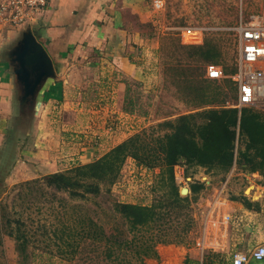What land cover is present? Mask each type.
<instances>
[{
    "label": "rangeland",
    "instance_id": "374dc122",
    "mask_svg": "<svg viewBox=\"0 0 264 264\" xmlns=\"http://www.w3.org/2000/svg\"><path fill=\"white\" fill-rule=\"evenodd\" d=\"M5 1L0 0V23L7 21L15 30L14 50H17L23 32L30 31V27H34L31 24L48 7L46 4L16 24L8 19L9 10L4 12ZM163 1L164 8H157L153 0H143L141 13L150 16L147 21H142L136 13L126 22L135 36L131 41L132 60L144 70L143 79L128 83L124 108L130 112L119 118L117 113L109 111L98 116L90 111V102L84 105L76 124L79 132H70L74 135L64 138L72 153L88 152V147L94 145H101L106 153L136 133L164 134L169 131L167 123L183 114L211 107H233L237 101L238 88L231 76L239 70L240 30L254 18L264 19V0ZM189 33L198 38L188 40L192 37ZM206 51L211 55V63L223 67L225 77L211 79L207 76ZM83 69L88 73L91 67ZM78 73L75 70L72 74L78 77ZM21 99L20 127L18 134H14L17 137L25 133L36 108L42 104V100L35 104L34 97L24 98V92ZM59 106L54 103L49 107L56 131L68 121ZM253 108L264 115V102ZM108 147L111 148L106 150ZM244 147L238 133L236 153ZM16 155L14 146L0 152V264H138L132 254V258L119 251L106 255L102 251L104 243L97 237L101 228L106 234L127 230L128 223L116 210L118 202L156 206L163 214L161 228L150 232L154 233V241L164 239L167 243L155 244L159 259L144 257L141 264H188L186 250L207 233L206 220L199 224L201 211L197 204L199 194L206 191L207 186L217 192L223 190L229 198L264 191V172L251 171L239 162L223 170L184 159L174 166L175 178L170 180L166 174H161L159 167L147 169L128 158L113 182L99 183V193L73 195L65 189L49 187L45 177L50 173L22 179L29 176L25 173L8 180ZM79 164L84 163L77 161L64 170ZM175 192L188 197V201L178 207L169 205ZM216 225L221 226L219 219ZM89 230L91 238L86 236ZM137 232L138 239L145 233ZM133 234H128L129 238H133ZM148 235L146 232L145 237Z\"/></svg>",
    "mask_w": 264,
    "mask_h": 264
},
{
    "label": "crops",
    "instance_id": "0c3cea01",
    "mask_svg": "<svg viewBox=\"0 0 264 264\" xmlns=\"http://www.w3.org/2000/svg\"><path fill=\"white\" fill-rule=\"evenodd\" d=\"M47 7L29 30L52 59L54 75L46 77L35 92V104L41 100L42 104L19 137L14 134L20 127L23 81L15 60L16 32L7 21L0 23V152L14 146L17 154L8 180L25 173L29 176L22 179L33 178L64 170L77 161L88 163L93 157L99 158L105 153L100 144L89 146L88 152L72 153L64 138L74 135L70 132H79L76 124L86 104L91 103L90 111L98 116L108 111L117 113L118 118L128 114L130 111L124 108L128 83L144 78L142 66L132 60L131 41L135 36L126 23L136 13L142 21L150 17L141 13L143 0H48ZM16 43L19 45V41ZM83 67L91 69L86 73ZM75 70L79 71L78 77L72 74ZM54 103L60 104L68 120L59 125V131L50 118L49 107ZM199 195L197 204L202 214L198 211V220L200 226L206 220L207 233L186 250L190 263L205 264L208 255L211 264H233L235 252L249 253L264 245V191L229 198L223 190L217 192L207 186ZM228 214L233 219L227 220ZM216 219L221 222L218 228ZM246 264H264V258H250Z\"/></svg>",
    "mask_w": 264,
    "mask_h": 264
},
{
    "label": "trees",
    "instance_id": "16d2710c",
    "mask_svg": "<svg viewBox=\"0 0 264 264\" xmlns=\"http://www.w3.org/2000/svg\"><path fill=\"white\" fill-rule=\"evenodd\" d=\"M205 59L208 64L211 63V55L207 51ZM167 124L169 131L164 134L136 133L101 157L68 171L50 173L45 181L49 187L65 189L73 195L97 194L101 191L99 183L113 182L128 158L147 169L159 167L161 174H166L170 180L175 178L174 166L184 159L223 170H228L239 162L251 171L264 172V115L253 107H211L197 113L183 114ZM238 133L243 138L245 147L236 153ZM80 187L83 189L79 191ZM193 191L196 192L197 189ZM186 201L188 197L175 192L169 205L178 207ZM245 203L251 205L248 201ZM116 210L128 223V228L120 229V234H106L104 228L97 229V237L104 243L102 251L109 256L116 251L123 252L130 258L136 257L138 264L143 263L144 257L159 259L155 244L167 243V240L154 241V233L150 232L161 228L159 223L163 214L156 206L118 202ZM92 224L94 225L93 221ZM137 231L145 232L140 239ZM132 232L134 236L129 238L128 234ZM146 232L149 234L147 237ZM91 235L90 230L86 232L87 237L91 238ZM207 259L208 255L205 257V264H211ZM190 262L188 258L187 263Z\"/></svg>",
    "mask_w": 264,
    "mask_h": 264
},
{
    "label": "built area",
    "instance_id": "2783aa9c",
    "mask_svg": "<svg viewBox=\"0 0 264 264\" xmlns=\"http://www.w3.org/2000/svg\"><path fill=\"white\" fill-rule=\"evenodd\" d=\"M4 12L9 10L11 22L20 23L30 13L43 8L48 0H6ZM157 8H164L163 0H153ZM241 53L239 70L231 76L238 88L237 101L233 107H257L264 102V19L254 18L248 25L242 26L241 30ZM192 37L188 40L197 39L198 36L189 33ZM187 35V34H186ZM187 38V37H186ZM207 76L211 79L225 77L224 69L219 64H207ZM227 220L233 219L232 214L227 215ZM250 258L263 259L264 245H259L249 253L235 252L233 264H246Z\"/></svg>",
    "mask_w": 264,
    "mask_h": 264
},
{
    "label": "water",
    "instance_id": "95a60500",
    "mask_svg": "<svg viewBox=\"0 0 264 264\" xmlns=\"http://www.w3.org/2000/svg\"><path fill=\"white\" fill-rule=\"evenodd\" d=\"M20 66L22 98L33 97L41 82L54 75V64L44 45L36 36L27 31L20 46L14 52ZM184 190H188L184 188Z\"/></svg>",
    "mask_w": 264,
    "mask_h": 264
}]
</instances>
